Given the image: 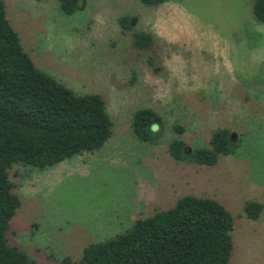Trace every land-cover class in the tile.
Wrapping results in <instances>:
<instances>
[{
    "label": "rangeland",
    "instance_id": "rangeland-1",
    "mask_svg": "<svg viewBox=\"0 0 264 264\" xmlns=\"http://www.w3.org/2000/svg\"><path fill=\"white\" fill-rule=\"evenodd\" d=\"M4 1L35 65L77 94L101 95L113 122L99 150L46 169L11 168L21 206L10 244L35 264H79L90 243L195 195L218 200L234 217L229 264H264V207L258 219L245 212L249 201L264 206V23L255 0H80L71 15L59 0ZM124 15L131 30L119 22ZM136 31L151 33L152 46L137 49ZM143 107L164 119L155 142L132 129ZM220 127L241 142L234 154L213 166L171 156L175 138L191 153Z\"/></svg>",
    "mask_w": 264,
    "mask_h": 264
},
{
    "label": "trees",
    "instance_id": "trees-1",
    "mask_svg": "<svg viewBox=\"0 0 264 264\" xmlns=\"http://www.w3.org/2000/svg\"><path fill=\"white\" fill-rule=\"evenodd\" d=\"M79 1L59 0L60 8L74 14ZM141 1L158 6L169 0ZM253 11L264 23V0H255ZM119 22L125 30L133 28L128 15L121 16ZM153 42L151 33L134 32L137 49H147ZM150 63H154L152 59ZM112 127L101 95L77 94L35 65L7 17L5 1L0 0V264H35L25 251L10 244L7 236L21 206L10 178L11 168L28 164L46 169L99 150L111 138ZM164 127L162 115L151 107L133 114L132 129L142 141L155 142ZM175 130L182 133L184 128L175 125ZM240 147L231 130L220 127L208 146L189 153L186 142L175 138L169 151L177 161L213 166L221 156L234 154ZM263 207L249 201L245 212L258 219ZM234 227L232 213L218 200L185 195L175 206L136 220L125 233L90 243L79 264H229Z\"/></svg>",
    "mask_w": 264,
    "mask_h": 264
}]
</instances>
